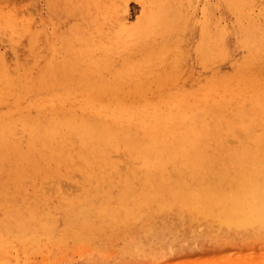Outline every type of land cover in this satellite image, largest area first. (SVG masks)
<instances>
[{
    "label": "bare ground",
    "instance_id": "1",
    "mask_svg": "<svg viewBox=\"0 0 264 264\" xmlns=\"http://www.w3.org/2000/svg\"><path fill=\"white\" fill-rule=\"evenodd\" d=\"M139 1L135 23L127 0H48L37 20L0 3V254L174 209L264 232V4L223 0L235 22L201 21L192 44L184 0ZM45 171L57 178L24 205L22 178Z\"/></svg>",
    "mask_w": 264,
    "mask_h": 264
},
{
    "label": "rangeland",
    "instance_id": "2",
    "mask_svg": "<svg viewBox=\"0 0 264 264\" xmlns=\"http://www.w3.org/2000/svg\"><path fill=\"white\" fill-rule=\"evenodd\" d=\"M30 1L32 3L34 2V4H32ZM108 1H113V0H108ZM127 1L130 6L129 7L130 9L127 12L128 15L127 17L128 19H130L131 17V19L129 20L130 23H135L141 18L144 7L139 0H127ZM191 1H193L194 3ZM8 2H12V3L9 4ZM223 2H224L223 0H212V1L184 0L185 6L187 8V9L185 8V11L187 10L186 15L189 18V19L187 18L186 20V31H187L186 36L187 38H190L187 39L188 41L192 40V44H194V42L198 38L199 35L198 32H200L202 23L206 20H211V21L221 20L223 25L231 24L233 21L235 22L236 19V17H234L235 15H233V13L227 10L228 8L226 7L225 4L223 5ZM0 3L2 7H5V10H8L10 8L16 10L14 7L16 6L15 4L20 5L21 6V7L19 6L20 9L26 7V5L28 4L27 8H25L27 9V13L30 11L29 13L31 14V11H33V9L34 11L36 10L35 13L32 12L31 14L35 20L39 19L40 14L46 15L49 12L48 0H29V1L7 0L3 3L2 2ZM191 4H193V6L190 7ZM262 4H264V0H257L255 4V10L259 11ZM29 5L30 7H28ZM17 6H16L17 10H19V7ZM23 9L19 11L21 14H25L24 13L25 10L23 11ZM72 19L74 18L73 17L66 18L65 23L66 22L70 23ZM187 22L189 24H187ZM230 60H226L225 62L222 63V73H224L225 75L231 73L235 68L233 61ZM188 65L191 67L190 69L191 73L187 77L186 86L189 85L191 82H195V80L198 78V71H197L198 68L196 61L189 59ZM72 167L71 166L62 167L60 169V173L63 175L60 176L59 178H61L62 180V178L67 179L68 176L71 177L74 176L73 180H77L78 177V175H76L77 173L75 174L76 176L73 175L77 171V169L73 171L74 173L72 171L69 172L68 170ZM32 173L30 172L26 173L21 180V182L24 184V187H26L27 193L26 194L18 193L17 196L19 197L15 195L13 196V200H17V198L21 200L22 198L23 200L22 202L24 205L25 203L26 205H30L32 203L30 201L35 200L36 199L35 197H37V195L35 194L38 193L40 194L41 192L40 190L37 189L42 184H44V183L41 184L42 179L43 182H46L49 178H51L48 181H51L52 183L53 181H55L52 180V178H57L52 176L50 171H45L42 174L39 172L33 174ZM30 174H32V176H30ZM27 178L28 180L31 178L30 182L29 181L27 182L26 180L24 181V179ZM78 180L81 181L82 178ZM63 181L65 183V180ZM63 181L60 182L64 184ZM68 181L69 180L67 179L66 182L68 183ZM33 184L35 186H33ZM47 185L45 186V190L47 189L49 193L44 194L45 198H50L51 201H53L52 202L53 204L54 203L64 204L60 195L54 193V191L53 193H51L52 189L50 187H49L50 189L46 188L49 186ZM31 187L33 188L32 189L33 191L31 190ZM72 188L74 189L75 187ZM75 190L80 192L79 189L77 190L75 188ZM76 191L74 192L77 193ZM29 192H32V196L31 194H29ZM195 220L196 219H194V217H191L189 215L183 216L181 213L178 212V209H174L169 213L158 214L156 216L148 214L146 215L144 220L137 223L136 225L133 224L131 225L130 223H128L129 224L128 226L126 222H122V223L119 222L120 224L117 223L116 224L117 230H115L114 228L113 232H111V234L108 236L103 237L97 233L93 235L92 238L93 240H92L91 239L92 235L89 236L86 235L85 237H83L84 238L83 240H86V244L84 241L81 242L69 238L67 239L68 241H66L68 242L67 244L57 245V243H53V242L50 243L48 239H44V241L40 246L38 245L33 246L31 245V243H29L27 246L12 247L7 253L0 254V264H31L33 262H34L33 264H44V263L45 264H181L180 262H183V260L184 261L188 260L187 262H198L196 264H202L204 261H205L204 263L206 264H210L209 262H211V264H230V263L264 264V234H263L264 232L262 230L255 229V231H253V229H230L228 227H224L220 229L219 225H217L214 222H210L209 220L208 221L202 219L200 221H195ZM124 223L127 225H125ZM118 230L121 231L119 232ZM117 231L118 234L116 236L115 235L113 236L114 232ZM156 233H157V237H153ZM253 236H255L258 240L255 241L256 238L255 237L253 238ZM259 236L262 238H260ZM247 238L249 241H246ZM251 238H253V240ZM259 238L261 239V241L259 240ZM234 240L236 243L234 242ZM247 242L250 243L247 245ZM82 243L84 245H82ZM230 245L231 246L233 245L232 246L233 248H231ZM234 246L236 247L234 248ZM107 249L109 252H107ZM74 250H77L78 252ZM73 251L76 253H74ZM225 252H227V254H229L230 252V255H225ZM193 255L196 256L193 257ZM43 257L45 258V260H47V261L44 260V263H42L44 259ZM220 257L223 258V263ZM205 258L207 259V261Z\"/></svg>",
    "mask_w": 264,
    "mask_h": 264
}]
</instances>
